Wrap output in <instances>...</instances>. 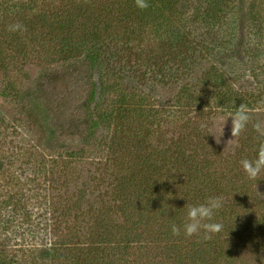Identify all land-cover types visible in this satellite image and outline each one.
Here are the masks:
<instances>
[{"label": "trees", "instance_id": "16d2710c", "mask_svg": "<svg viewBox=\"0 0 264 264\" xmlns=\"http://www.w3.org/2000/svg\"><path fill=\"white\" fill-rule=\"evenodd\" d=\"M254 1L246 0L243 4L242 0H148L149 7L141 11L134 0H75L71 6H64L63 12H50L42 17L44 35L52 44L41 79L54 86L69 83L77 90L75 111L70 113L67 126L72 131L69 136L75 135L86 145L95 139L99 127L114 124L116 138L111 136L106 152L117 151V139H124L130 150V142L136 147L144 144L145 148H151L155 138L153 153L166 145L177 154L173 162H167L171 168L149 162L154 158L146 154L140 168L135 165L127 169V175L110 176L107 185L115 193L113 213L123 215V227L110 220L94 221L88 226L87 239L92 235L86 245L89 252L99 251L103 255L109 238L119 229L126 230L128 237L140 228L152 232L151 221L155 220L160 223L153 237L169 248L171 264H233L239 258L238 253L250 250L262 234L258 222L250 225L243 219L237 228L234 226L235 218H239L235 197L227 204L222 200V208L212 222L222 223L223 231L210 240L203 239V229L195 239L187 238L181 219L188 205L203 203L209 197L230 195V190H225L227 174H219L223 170L215 165L229 154L213 150L211 133L204 135L202 121L211 113H234L241 103L251 110L250 119L264 111L261 109L264 107V26L254 13ZM143 37H148L150 47L155 48L154 53H150L152 48L148 50L152 58L159 60L156 50L161 56L160 66L156 65V70H160L156 77L159 86L172 91L165 105L156 108L149 105L150 96L138 90L140 85L127 89L120 78H105L102 72L103 58L117 55L116 50L124 45L129 55H135L136 51L147 53L139 44ZM134 42L137 43L132 45ZM96 74H100L97 81ZM107 93H113V98L103 105L100 99ZM66 99L64 95L62 100ZM29 111L40 122L45 137H51L55 128L51 130L45 120L46 106H40L36 100ZM149 117L157 120L150 122L156 124L152 130L141 121ZM163 127L167 129L161 131ZM198 142L196 147L202 149L201 154L188 148ZM257 149L246 146L244 152H237L230 159L227 172L242 180L246 175L240 161L254 160ZM186 151L187 156H183ZM79 155H82L81 164L85 158ZM173 167L176 172L172 174ZM210 171L218 175L213 176V182H205ZM260 176L264 177V172ZM103 194L110 198L109 192ZM164 201L175 203V207L158 213ZM164 222L166 227L162 225ZM172 225L181 228L179 236L172 235ZM64 228L55 223L50 226L53 241L48 249L37 253L40 261H57L63 249L60 248ZM147 235L152 237L150 233ZM255 250L257 256L264 257L263 245Z\"/></svg>", "mask_w": 264, "mask_h": 264}, {"label": "rangeland", "instance_id": "374dc122", "mask_svg": "<svg viewBox=\"0 0 264 264\" xmlns=\"http://www.w3.org/2000/svg\"><path fill=\"white\" fill-rule=\"evenodd\" d=\"M74 1L0 0V264H171L169 248L153 237L160 223L155 220L151 221L152 232L140 228L128 237L126 230L119 229L109 238L103 255L98 254L99 251L86 250L92 236L87 239L88 226L94 221L110 220L123 227V215L113 213L115 193L107 185L110 176L127 175V169L135 165L140 168L146 154L154 158L149 162L163 163L166 169L171 168L167 162H173L177 154L166 145L158 147V153H153L155 138H152V149L145 148L144 144L141 148L136 147L130 142V150H127L124 139H117V151L106 152V144L111 136L115 137L114 124L99 127L95 139L86 145L75 135L69 136L72 131L67 126L70 113L75 111L77 90L69 83L54 86L41 79L42 68L47 64L48 48L52 44L44 35L45 21L42 17L50 12L61 13L66 10L64 6H71ZM245 2L242 0L243 4ZM254 5V13L264 26V1L255 0ZM17 23L24 30H8L10 25ZM147 38L143 37L139 42L147 53L136 51L135 55H129L124 45L116 50L117 55L104 57L101 65L105 78L117 76L127 89L140 85L138 90L147 93L152 99L148 101L149 105L156 108L165 105L172 91L163 89L157 82L160 70H156V65L161 62V56L158 50L159 60L148 53L150 48V53H154L155 48L150 47L151 40ZM99 75H95V81ZM98 91L99 88L96 89L97 99ZM64 95L66 100H62ZM112 98L113 93H107L100 102L108 105ZM36 100L40 106H46L45 120L51 130L55 128L49 138L45 137L40 122L29 111ZM229 114L233 113H211L201 123L204 135L207 137L208 132L211 133L213 150L229 154L215 163L223 170L219 174H227L225 190H230V195L220 198L226 204L232 197L236 198L238 205L235 210L239 216L235 218L236 228L244 222L243 219L250 225L256 222L262 225V234L256 238L254 246L250 250H241L233 264H264V257L257 256L255 250L260 245L264 248V177L249 180L244 176L239 180L241 178L227 172L231 166L230 159L237 152H244L246 146L255 149L264 143V111L256 113L255 119H249L244 132L231 142H228L232 139L231 118L224 126L221 120L222 116ZM141 121L146 122L148 130L156 126L151 125V121L157 122L150 117ZM166 129L163 127L161 131ZM165 136L169 137V133ZM197 144L199 142L188 148L201 154L202 149L197 148ZM123 147L127 151L122 150ZM77 153L83 154L86 164H80L82 155L78 157ZM187 154L188 151L183 156ZM80 165H84V169H80ZM175 172L173 167L170 173ZM182 172L184 176V168ZM209 174L210 178L205 182H213V176L218 175L213 171ZM104 192H109L110 198L103 197L106 196ZM162 206L158 213L173 210L175 203L164 201ZM186 215L187 211H183L181 219L184 224ZM54 223L66 227L61 234L60 249H63L57 261H40L37 253L51 246L53 239L49 230ZM162 225L166 227L167 223ZM149 233L152 237H148ZM196 236L190 238L195 239ZM181 249L185 247L181 246ZM199 257L202 258L203 253Z\"/></svg>", "mask_w": 264, "mask_h": 264}, {"label": "clouds", "instance_id": "9594fccd", "mask_svg": "<svg viewBox=\"0 0 264 264\" xmlns=\"http://www.w3.org/2000/svg\"><path fill=\"white\" fill-rule=\"evenodd\" d=\"M135 6L143 11L149 7L148 0H134ZM11 32L24 30L23 26L19 23L10 25L8 28ZM250 109L247 105L241 103L236 108L233 114L222 116L223 126L225 122L231 118V137L228 142L239 138L250 119ZM227 142V143H228ZM243 172L249 180H258L261 173L264 172V143H261L257 149V155L254 160L242 159L240 161ZM222 208V200L220 197H209L205 202L196 205L187 206V222L183 225V232L186 237L199 235L203 229L205 241L212 239V236L219 234L223 231V224L219 222H212L215 214ZM173 236H179L181 228L177 225L171 226Z\"/></svg>", "mask_w": 264, "mask_h": 264}]
</instances>
